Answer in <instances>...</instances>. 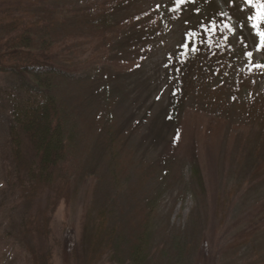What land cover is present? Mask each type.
<instances>
[{
    "label": "rangeland",
    "instance_id": "374dc122",
    "mask_svg": "<svg viewBox=\"0 0 264 264\" xmlns=\"http://www.w3.org/2000/svg\"><path fill=\"white\" fill-rule=\"evenodd\" d=\"M49 13L70 16L55 34L80 77L58 91L81 127L76 197L55 214L49 196L24 198L17 112L38 93L1 74L0 264H32L71 227L87 258L104 253L118 226L154 264H264V0H51ZM44 210L50 242L27 232ZM115 249L98 264H122Z\"/></svg>",
    "mask_w": 264,
    "mask_h": 264
},
{
    "label": "trees",
    "instance_id": "16d2710c",
    "mask_svg": "<svg viewBox=\"0 0 264 264\" xmlns=\"http://www.w3.org/2000/svg\"><path fill=\"white\" fill-rule=\"evenodd\" d=\"M50 1L0 0V75H15L38 93L34 106L19 108L17 112L20 123L15 137V156L22 173L35 180L33 185L24 189V198L33 202L42 194L49 196L50 209L55 214L63 202L76 197L71 165L80 149L81 134L80 124L70 119V113L60 103L58 91L61 82H78L80 77L66 65V46L55 34L56 29L64 24L62 22H69L67 18L70 16L50 14ZM110 21L108 15V21L97 24L100 30L104 28L106 38L111 36ZM195 172L197 179L203 177L200 168ZM52 222L51 213L41 211L40 215L30 220L27 232L31 236L47 238L50 242ZM102 226L99 232L107 229L104 223ZM75 236L71 227L65 241H57L47 250L32 251V264H55L57 248L64 252L63 264H98L112 250V256L118 254L115 249L118 246L119 262L122 264H148V259L150 264H154L147 246L128 250L119 226L104 245L108 246L107 251H99L88 258Z\"/></svg>",
    "mask_w": 264,
    "mask_h": 264
},
{
    "label": "snow or ice",
    "instance_id": "6c2138e0",
    "mask_svg": "<svg viewBox=\"0 0 264 264\" xmlns=\"http://www.w3.org/2000/svg\"><path fill=\"white\" fill-rule=\"evenodd\" d=\"M249 2H251V0H249ZM261 18L264 19V14L261 15ZM227 27H229V29L231 30V26H227ZM258 34L264 37V33H258Z\"/></svg>",
    "mask_w": 264,
    "mask_h": 264
}]
</instances>
